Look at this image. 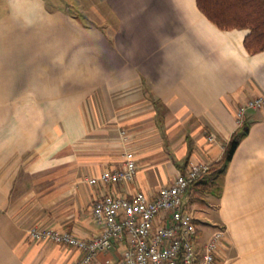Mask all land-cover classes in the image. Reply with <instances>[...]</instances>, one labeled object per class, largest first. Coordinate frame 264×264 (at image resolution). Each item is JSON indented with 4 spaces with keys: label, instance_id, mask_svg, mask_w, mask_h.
<instances>
[{
    "label": "crops",
    "instance_id": "0c3cea01",
    "mask_svg": "<svg viewBox=\"0 0 264 264\" xmlns=\"http://www.w3.org/2000/svg\"><path fill=\"white\" fill-rule=\"evenodd\" d=\"M61 3L0 0V264H72L78 249L29 228L89 238L95 199L156 194L190 163L211 165L239 127L237 106L264 94V50H246L249 29L219 28L196 0ZM244 123L220 195L187 193L193 212H211L206 201L218 214L216 264H264V105ZM126 150L133 180L88 182ZM117 257L112 247L92 264Z\"/></svg>",
    "mask_w": 264,
    "mask_h": 264
},
{
    "label": "built area",
    "instance_id": "2783aa9c",
    "mask_svg": "<svg viewBox=\"0 0 264 264\" xmlns=\"http://www.w3.org/2000/svg\"><path fill=\"white\" fill-rule=\"evenodd\" d=\"M264 105V94L251 98L236 108L237 126L244 122L245 112ZM124 134V138L126 139ZM214 140V135H209ZM210 170L205 161L190 163L172 182L161 185L156 194L138 190L131 194L107 191L91 203V213L99 231L81 238L69 231L31 226L32 239H45L74 247L81 253L72 264H92L99 253L117 249L116 264H216L220 258L223 231L213 232L203 252L193 240L198 235L187 188ZM137 172V159L126 150L121 166L106 168L91 176L92 185L112 186L130 182Z\"/></svg>",
    "mask_w": 264,
    "mask_h": 264
},
{
    "label": "trees",
    "instance_id": "16d2710c",
    "mask_svg": "<svg viewBox=\"0 0 264 264\" xmlns=\"http://www.w3.org/2000/svg\"><path fill=\"white\" fill-rule=\"evenodd\" d=\"M196 3L206 17L221 29H249L244 38V46L249 53L264 50V0H196ZM248 130L249 125L244 122L237 128L222 157L211 163L210 170L214 175L211 179L198 180L188 186L191 201L202 200L209 193L220 195L234 150Z\"/></svg>",
    "mask_w": 264,
    "mask_h": 264
},
{
    "label": "rangeland",
    "instance_id": "374dc122",
    "mask_svg": "<svg viewBox=\"0 0 264 264\" xmlns=\"http://www.w3.org/2000/svg\"><path fill=\"white\" fill-rule=\"evenodd\" d=\"M49 2H63V0H48ZM71 1V0H70ZM75 1V0H74ZM61 3V4H63ZM73 4V7H72V11L73 12H77L79 13V10H77L76 7H74V2L72 3ZM101 10L103 11H106V8H102ZM215 198V196H214ZM198 204H202V207L203 205L209 207V211L211 212H203L204 210L203 209H199L200 207L198 206V209H196V212H193V215H194V220L197 224V228L200 230V236L197 235V237L193 240L194 242V245L196 247V250L197 249H200L201 252H203L204 250V247H205V244L207 242V240L210 238V235L218 229V227H215L212 222L214 220H217V217H218V214L217 212H213L212 210V206L210 205V202H206V201H202V202H198ZM195 213V214H194Z\"/></svg>",
    "mask_w": 264,
    "mask_h": 264
}]
</instances>
